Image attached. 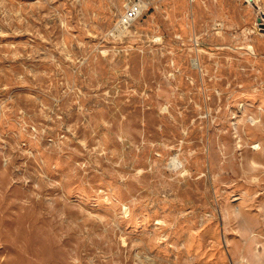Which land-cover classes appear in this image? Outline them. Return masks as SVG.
I'll return each instance as SVG.
<instances>
[{"label": "rangeland", "instance_id": "obj_1", "mask_svg": "<svg viewBox=\"0 0 264 264\" xmlns=\"http://www.w3.org/2000/svg\"><path fill=\"white\" fill-rule=\"evenodd\" d=\"M127 1L0 0V264H264V0Z\"/></svg>", "mask_w": 264, "mask_h": 264}, {"label": "built area", "instance_id": "obj_2", "mask_svg": "<svg viewBox=\"0 0 264 264\" xmlns=\"http://www.w3.org/2000/svg\"><path fill=\"white\" fill-rule=\"evenodd\" d=\"M145 8H147L145 0L127 1L125 3L123 12L120 14V16L118 17L115 23L116 25L114 26V28H116V30H122L121 32H124L131 25H133L132 23L136 19H138V17L141 16ZM114 28L112 29V33Z\"/></svg>", "mask_w": 264, "mask_h": 264}, {"label": "water", "instance_id": "obj_3", "mask_svg": "<svg viewBox=\"0 0 264 264\" xmlns=\"http://www.w3.org/2000/svg\"><path fill=\"white\" fill-rule=\"evenodd\" d=\"M262 27H264V24H261Z\"/></svg>", "mask_w": 264, "mask_h": 264}, {"label": "bare ground", "instance_id": "obj_4", "mask_svg": "<svg viewBox=\"0 0 264 264\" xmlns=\"http://www.w3.org/2000/svg\"><path fill=\"white\" fill-rule=\"evenodd\" d=\"M114 29H116V28H114Z\"/></svg>", "mask_w": 264, "mask_h": 264}]
</instances>
